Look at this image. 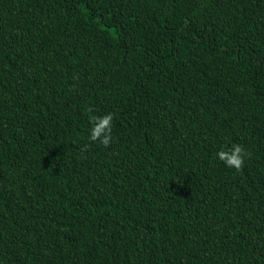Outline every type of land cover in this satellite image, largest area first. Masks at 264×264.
Returning <instances> with one entry per match:
<instances>
[{"label": "trees", "instance_id": "obj_1", "mask_svg": "<svg viewBox=\"0 0 264 264\" xmlns=\"http://www.w3.org/2000/svg\"><path fill=\"white\" fill-rule=\"evenodd\" d=\"M0 264H264V0H0Z\"/></svg>", "mask_w": 264, "mask_h": 264}, {"label": "clouds", "instance_id": "obj_2", "mask_svg": "<svg viewBox=\"0 0 264 264\" xmlns=\"http://www.w3.org/2000/svg\"><path fill=\"white\" fill-rule=\"evenodd\" d=\"M89 110L91 111V109ZM112 120L113 115L111 113L102 118L92 117L89 139L93 142L99 141L101 145L108 147L112 142ZM248 155L242 145L233 144L231 148L217 152L216 159L224 163L226 167L240 171Z\"/></svg>", "mask_w": 264, "mask_h": 264}]
</instances>
